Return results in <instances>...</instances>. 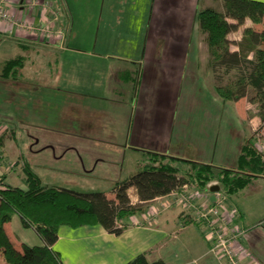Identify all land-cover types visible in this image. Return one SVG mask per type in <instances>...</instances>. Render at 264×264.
<instances>
[{"label": "crops", "instance_id": "crops-1", "mask_svg": "<svg viewBox=\"0 0 264 264\" xmlns=\"http://www.w3.org/2000/svg\"><path fill=\"white\" fill-rule=\"evenodd\" d=\"M57 1L68 31L66 48L0 31V48L9 43L26 54L15 78L2 73L4 63L17 56H0V133L8 132L4 142L17 158L22 155L15 121L43 129L52 117L57 124L68 113L79 121H61L60 128L75 138L124 143L142 157L155 152L226 169L236 168L246 139L264 136L247 97L223 101L214 88L209 46L197 15L206 8L223 12V0ZM246 28L263 31L264 21L247 19L229 35L233 50L251 59ZM0 181L1 188L17 186L10 185L11 171L2 167ZM129 195L133 204L139 203L134 187ZM151 204L127 220L119 236L103 226H62L53 249L64 264H126L140 254L166 264H217L203 225L179 207L165 211L153 226H135L133 220H141ZM228 204L239 210L236 225L247 229L242 245L253 258L246 264H264V176L228 197ZM5 229L19 250L22 244L44 245L17 214ZM0 264H8L3 254Z\"/></svg>", "mask_w": 264, "mask_h": 264}, {"label": "trees", "instance_id": "trees-1", "mask_svg": "<svg viewBox=\"0 0 264 264\" xmlns=\"http://www.w3.org/2000/svg\"><path fill=\"white\" fill-rule=\"evenodd\" d=\"M56 3L59 7L58 1ZM223 3V12L206 8L197 15L199 30L205 35L209 46L212 72L223 70L236 73L227 85H216L215 91L223 101H238L247 97L264 125V30L246 28L243 32L252 45L251 59L234 51L229 39L230 33L239 29L247 19L255 24L263 23L264 2L223 0ZM25 61L24 55L7 60L2 77L18 76ZM3 143L4 137L0 133V149ZM143 153L140 170L116 184L114 199L107 198L103 192L82 193L64 187L47 186L31 164L26 162V189L9 185L0 187V250L5 261L8 264H64L60 253L53 249L62 226H103L119 236L124 227H119L118 223L126 226L125 222L132 216L145 211L147 203L169 194L180 184L189 182L205 190L211 183H217L230 197L243 191L254 179L264 176V153L257 147L254 138L246 139L242 144L235 169L155 152ZM132 187L136 189L138 204H133L129 195ZM15 214L20 216L24 227L35 230L44 245L22 244L21 250L16 247L5 229ZM126 264L166 263L163 260L151 262L146 254H140Z\"/></svg>", "mask_w": 264, "mask_h": 264}, {"label": "rangeland", "instance_id": "rangeland-1", "mask_svg": "<svg viewBox=\"0 0 264 264\" xmlns=\"http://www.w3.org/2000/svg\"><path fill=\"white\" fill-rule=\"evenodd\" d=\"M0 49V56L6 59L26 55L21 48L10 46L9 43ZM235 76L236 73H226L223 70L214 72V88L216 85H227ZM49 83L53 86L52 77ZM50 121L49 127L43 129L31 127L26 120L15 121L17 144L22 158L14 156L8 142H4L0 149L1 167L9 169L14 178V181L9 182L10 185L26 186L24 165L29 162L47 186L64 187L82 193L103 192L108 198L114 195L117 183L124 182L140 170L139 164L143 157L140 153L126 150L124 143L108 144L89 138L79 139L60 128L61 121L66 124L79 121L69 113L61 115L57 124L53 123V117ZM6 132L2 133L3 137L8 133ZM30 135L36 139L32 141ZM263 137L254 136V142L264 153ZM10 163L14 169H10ZM202 231L206 236L207 228L203 226ZM1 252L0 250V254Z\"/></svg>", "mask_w": 264, "mask_h": 264}, {"label": "built area", "instance_id": "built-area-1", "mask_svg": "<svg viewBox=\"0 0 264 264\" xmlns=\"http://www.w3.org/2000/svg\"><path fill=\"white\" fill-rule=\"evenodd\" d=\"M0 31L22 41L59 44L62 49L66 48L68 39L55 0H0ZM215 185L211 183L207 189L200 190L189 182L180 184L169 194L150 201L152 204L142 219L133 220V224L153 226L165 211L179 207L207 228L209 254L217 264H246L253 256L242 245L246 230L235 223L239 210L228 204V197L221 189L211 191ZM118 226L124 227L122 223Z\"/></svg>", "mask_w": 264, "mask_h": 264}, {"label": "water", "instance_id": "water-1", "mask_svg": "<svg viewBox=\"0 0 264 264\" xmlns=\"http://www.w3.org/2000/svg\"><path fill=\"white\" fill-rule=\"evenodd\" d=\"M220 190V187L218 185H215V186H212L211 187V191H219Z\"/></svg>", "mask_w": 264, "mask_h": 264}]
</instances>
